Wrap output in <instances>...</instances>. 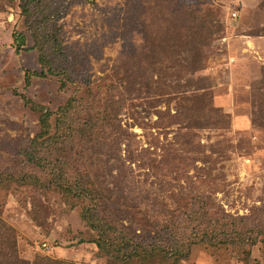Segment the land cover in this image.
Masks as SVG:
<instances>
[{
  "label": "rangeland",
  "instance_id": "1",
  "mask_svg": "<svg viewBox=\"0 0 264 264\" xmlns=\"http://www.w3.org/2000/svg\"><path fill=\"white\" fill-rule=\"evenodd\" d=\"M0 264H264V0H0Z\"/></svg>",
  "mask_w": 264,
  "mask_h": 264
},
{
  "label": "trees",
  "instance_id": "2",
  "mask_svg": "<svg viewBox=\"0 0 264 264\" xmlns=\"http://www.w3.org/2000/svg\"><path fill=\"white\" fill-rule=\"evenodd\" d=\"M45 1V0H44ZM15 41H16V43H17V41H18V44L16 45V48H15V50H16V53H21V52H28V51H30V49H28V48H26V38H25V36H23V35H21V34H16L15 35ZM37 42V41H36ZM36 48L34 47L33 48V51L35 50ZM36 52V51H35ZM38 62H39V65L41 66V68H43L44 69V63L46 62V60L45 59H43L42 58V56L40 57V54L38 55ZM27 76L25 75V81L27 82V84H28V77H40V76H43L44 75V73L43 72H41V73H38V72H35V71H28L27 73ZM23 100V102H24V105H28V103H31L30 101H27V99H22ZM31 110L32 111H37L39 114H40V123H41V125L43 126V129H45L46 127H47V120H48V116H49V113L48 112H46L45 110H43V108H41V107H39V106H36V105H34L33 103H31ZM75 184H76V186L75 187H71V188H73V190H76V188H77V191H78V186H77V182H75ZM57 187H58V189H62V190H64L65 192L67 191V192H70L72 189L71 188H69V187H67V185H66V182H64V180H61V179H59V182L57 183ZM92 215H89V214H86V215H84V219H86L87 221H89V220H92ZM94 218V217H93ZM93 224H94V220H93ZM93 224H91L90 226H91V228H93L92 226H93ZM97 228V227H96ZM94 229V228H93ZM103 233H104V231H103ZM105 234V233H104ZM104 234H102V232L100 233V236H102L101 238L102 239H104L103 238V236H104ZM101 239V241H102V243H103V245H104V240H102Z\"/></svg>",
  "mask_w": 264,
  "mask_h": 264
},
{
  "label": "built area",
  "instance_id": "3",
  "mask_svg": "<svg viewBox=\"0 0 264 264\" xmlns=\"http://www.w3.org/2000/svg\"><path fill=\"white\" fill-rule=\"evenodd\" d=\"M43 247H45V245Z\"/></svg>",
  "mask_w": 264,
  "mask_h": 264
}]
</instances>
